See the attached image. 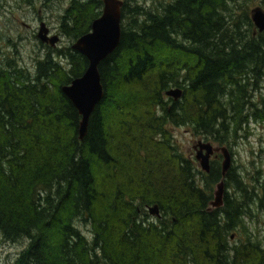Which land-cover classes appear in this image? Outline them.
Instances as JSON below:
<instances>
[{
    "label": "trees",
    "instance_id": "obj_1",
    "mask_svg": "<svg viewBox=\"0 0 264 264\" xmlns=\"http://www.w3.org/2000/svg\"><path fill=\"white\" fill-rule=\"evenodd\" d=\"M153 1H124L120 44L99 65L105 96L83 139L62 86L88 59L45 44L32 73L0 53V234L29 241L15 264H264L260 241L230 243L261 199L256 187L231 167L230 190L211 208L221 165L201 171L169 129L189 125L230 145L251 118H264L253 94L264 74L253 0ZM102 9L103 0H74L62 28L77 40ZM172 84L183 101L165 96ZM120 87L142 92L145 114L157 115L113 123L107 111L122 107L112 96ZM155 204L160 215L148 220Z\"/></svg>",
    "mask_w": 264,
    "mask_h": 264
},
{
    "label": "rangeland",
    "instance_id": "obj_2",
    "mask_svg": "<svg viewBox=\"0 0 264 264\" xmlns=\"http://www.w3.org/2000/svg\"><path fill=\"white\" fill-rule=\"evenodd\" d=\"M74 0H0V53L2 58H13L21 67L28 68L32 73L36 70V59L42 57L50 45L52 48H63L71 46L76 39L71 34H68L66 29L62 28L63 16L66 10L69 9ZM85 1V0H79ZM125 1V0H123ZM154 5L153 0H141ZM152 1V3H151ZM250 14L255 8L264 10V0H253L249 3ZM44 21L50 29V36L58 35L59 40L53 46L50 43L41 42L38 38L40 23ZM46 44V45H45ZM166 50L163 51L165 54ZM179 88L182 90L180 97L175 100L173 95H166L171 101H183V87L170 85L167 90ZM166 90V91H167ZM123 87H120L116 92L113 91L112 96L118 99L122 105L121 108L110 102L108 107V117L113 123L118 119L128 120L132 123V115L136 114L142 120H149L150 117L157 115L155 112L145 114V110L149 107L148 101L142 97V92L134 91L131 93ZM254 99L262 107V99H264V74L259 83L257 90L253 91ZM171 105V102L169 103ZM188 104V102H187ZM152 113V114H151ZM169 129L174 137L175 142L179 145L181 151L188 157L195 160L196 165L201 171L200 162L196 159V151L193 146L199 141H210L216 147H226L231 155V167H235L237 171L243 173L252 186L256 187V193L261 199H256L252 204L251 216L245 218L243 225L233 232L230 238V243L240 244L245 243L250 237L251 240L260 241L264 249V118L254 120L251 118L246 126L239 131L238 136L232 140L231 144H220L213 138H207L204 135L196 134L193 128L189 125L169 124ZM147 134L149 130L146 131ZM123 134V133H122ZM120 134V135H122ZM146 134V135H147ZM128 138L132 139L133 134H127ZM140 138L142 135L135 134ZM146 139V136L145 138ZM136 147V146H135ZM212 158V161H218L221 165L224 160L222 151ZM230 167V168H231ZM206 173L205 171H203ZM224 181V177L213 185V200H215L218 184ZM232 189V186H231ZM230 190V187L225 185L223 190V199L225 192ZM211 201V202H212ZM152 206V205H151ZM212 206V205H211ZM213 208H218L213 206ZM151 216L148 220H156V216L149 213ZM77 225L89 238H92L90 231L91 226L82 220H77ZM28 239L22 237L16 241L6 240L0 234V264H15L19 255L23 252L28 244ZM160 264L163 262L160 261Z\"/></svg>",
    "mask_w": 264,
    "mask_h": 264
},
{
    "label": "water",
    "instance_id": "obj_3",
    "mask_svg": "<svg viewBox=\"0 0 264 264\" xmlns=\"http://www.w3.org/2000/svg\"><path fill=\"white\" fill-rule=\"evenodd\" d=\"M123 0H103L102 14L96 18L91 30L79 37L72 48L84 55L89 65L80 77L74 78L71 83L62 86V91L72 101L81 115L79 133L83 139L88 132L89 119L96 106L105 96V89L99 71L100 63L112 54L120 44L122 37V6ZM252 20L260 32L264 31V10L255 8L252 11ZM50 29L44 21L40 23L38 38L45 43L55 45L59 40L58 35L50 36ZM182 90L170 89L166 95H173L175 100L180 97ZM196 159L200 162L201 169L205 172L211 170V155L215 151H222L224 160L222 163V175L226 176L231 167V155L226 147H214L210 141L199 140L194 146ZM224 181L218 184L215 200L211 205L220 207L223 204ZM150 213L160 215L157 204L149 207Z\"/></svg>",
    "mask_w": 264,
    "mask_h": 264
},
{
    "label": "flooded vegetation",
    "instance_id": "obj_4",
    "mask_svg": "<svg viewBox=\"0 0 264 264\" xmlns=\"http://www.w3.org/2000/svg\"><path fill=\"white\" fill-rule=\"evenodd\" d=\"M213 144V143H212ZM214 147H216V146H214ZM218 153H217V151H215L212 155H211V158H210V160H211V165H212V162H214L215 160H213L212 161V158L214 157V156H216Z\"/></svg>",
    "mask_w": 264,
    "mask_h": 264
},
{
    "label": "bare ground",
    "instance_id": "obj_5",
    "mask_svg": "<svg viewBox=\"0 0 264 264\" xmlns=\"http://www.w3.org/2000/svg\"><path fill=\"white\" fill-rule=\"evenodd\" d=\"M212 143V142H211ZM212 207V206H211ZM219 208V207H218Z\"/></svg>",
    "mask_w": 264,
    "mask_h": 264
}]
</instances>
